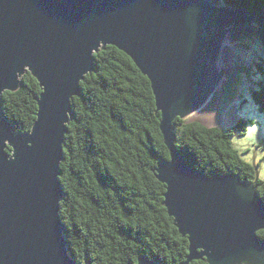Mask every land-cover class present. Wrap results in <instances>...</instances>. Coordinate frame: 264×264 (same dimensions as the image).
Here are the masks:
<instances>
[{
    "label": "water",
    "instance_id": "95a60500",
    "mask_svg": "<svg viewBox=\"0 0 264 264\" xmlns=\"http://www.w3.org/2000/svg\"><path fill=\"white\" fill-rule=\"evenodd\" d=\"M222 1L0 0V264H79L59 215L60 166L72 100L95 54L108 46L151 83L170 153L157 178L167 187L169 216L189 241L184 264H264V204L253 186L238 174L193 171L175 146L176 119L204 107L222 75L229 76L226 85L235 77L229 68L215 69L226 35L258 33L264 49V8ZM27 73L42 93L31 131L16 134L2 97L18 91ZM137 264L160 263L141 256Z\"/></svg>",
    "mask_w": 264,
    "mask_h": 264
},
{
    "label": "trees",
    "instance_id": "16d2710c",
    "mask_svg": "<svg viewBox=\"0 0 264 264\" xmlns=\"http://www.w3.org/2000/svg\"><path fill=\"white\" fill-rule=\"evenodd\" d=\"M224 3L235 9L264 8V0ZM94 58L93 71L72 100L73 118L60 166L59 215L68 253L79 264H137L141 256L160 264H184L189 241L169 216L164 206L167 187L157 178L170 153L151 83L115 47L108 46ZM41 93L38 81L27 73L18 91L3 94L2 114L16 134L31 131ZM252 99L263 113L264 86L252 93ZM174 125L175 146L189 168L210 177L238 174L264 204V181L233 144V138L245 135V120L225 129L181 118ZM259 236L264 241V231Z\"/></svg>",
    "mask_w": 264,
    "mask_h": 264
},
{
    "label": "rangeland",
    "instance_id": "374dc122",
    "mask_svg": "<svg viewBox=\"0 0 264 264\" xmlns=\"http://www.w3.org/2000/svg\"><path fill=\"white\" fill-rule=\"evenodd\" d=\"M252 26L255 31L260 32L255 24ZM226 68L230 69L234 79L226 85L229 76L222 75L204 107L184 120L187 123L200 122L208 127L220 125L224 129L234 126L232 119L238 116L245 120L248 123L247 131L243 137L233 138V144L242 158L256 167L257 178L264 181V112L259 111L252 99V93L264 86V49L261 36L254 32H243L229 39L227 34L221 44L215 69L216 72L219 69L226 72ZM215 120H220V124Z\"/></svg>",
    "mask_w": 264,
    "mask_h": 264
},
{
    "label": "crops",
    "instance_id": "0c3cea01",
    "mask_svg": "<svg viewBox=\"0 0 264 264\" xmlns=\"http://www.w3.org/2000/svg\"><path fill=\"white\" fill-rule=\"evenodd\" d=\"M238 119H240L239 116H238L236 119H235V118L232 119L233 122H234V125L236 124V122L238 121ZM215 121H216L217 124H220V123H219L220 120H215ZM216 127H221V126H220V125H217Z\"/></svg>",
    "mask_w": 264,
    "mask_h": 264
}]
</instances>
